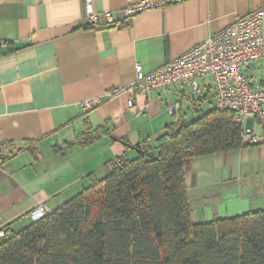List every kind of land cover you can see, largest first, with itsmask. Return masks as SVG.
I'll use <instances>...</instances> for the list:
<instances>
[{
    "label": "crops",
    "instance_id": "1",
    "mask_svg": "<svg viewBox=\"0 0 264 264\" xmlns=\"http://www.w3.org/2000/svg\"><path fill=\"white\" fill-rule=\"evenodd\" d=\"M134 1L93 0L100 16L90 25L85 0H0V230L27 226L37 205L61 206L89 185L91 172L102 178L110 159L136 156L123 139L155 145L189 113L213 107L209 78L192 98L180 87L154 89L129 107L136 65L148 74L236 17L264 11V0H185L131 17L125 8ZM106 11L115 13L113 25ZM96 96L102 101L85 112L83 102ZM170 101L183 107L172 114ZM104 124L107 134L78 142ZM185 180L198 222L261 209L264 143L189 159Z\"/></svg>",
    "mask_w": 264,
    "mask_h": 264
},
{
    "label": "trees",
    "instance_id": "2",
    "mask_svg": "<svg viewBox=\"0 0 264 264\" xmlns=\"http://www.w3.org/2000/svg\"><path fill=\"white\" fill-rule=\"evenodd\" d=\"M206 110L155 145L123 139L137 155L110 159L105 175L91 172L89 185L70 200L22 229L6 230L0 264H264V207L194 219L186 162L258 145L244 141L234 111ZM257 121L264 135V118ZM108 131L98 126L78 142L88 145Z\"/></svg>",
    "mask_w": 264,
    "mask_h": 264
},
{
    "label": "built area",
    "instance_id": "3",
    "mask_svg": "<svg viewBox=\"0 0 264 264\" xmlns=\"http://www.w3.org/2000/svg\"><path fill=\"white\" fill-rule=\"evenodd\" d=\"M185 0H137L129 3L125 12L135 16L154 7H165ZM86 19L90 25L99 21L100 14L95 10L93 0H85ZM103 16L108 24H114L115 13L106 11ZM137 78L128 99L133 107L137 93L149 96L154 89L165 92L172 88H183L188 98L200 90V81L209 78L213 91L214 106L235 112V119L244 127L243 139L249 144L264 143V11L256 9L247 16H238L234 21L198 42L167 63L148 74L143 73L141 63L136 65ZM122 88L105 92L113 96ZM188 98H183L189 100ZM102 98L96 96L83 102L85 112L97 106ZM183 107V101H170L169 112L175 113ZM249 119L255 120L260 132L248 128ZM0 149V156L3 151ZM51 209L46 204L33 207L28 216L39 220ZM8 236L5 229L0 230V241Z\"/></svg>",
    "mask_w": 264,
    "mask_h": 264
},
{
    "label": "rangeland",
    "instance_id": "4",
    "mask_svg": "<svg viewBox=\"0 0 264 264\" xmlns=\"http://www.w3.org/2000/svg\"><path fill=\"white\" fill-rule=\"evenodd\" d=\"M213 107H215V106H213ZM189 114H190V116H189V120H190V121L194 120L195 118H192V117H194V116H193V113L191 112V113H189ZM195 117H196V116H195ZM251 120H253V119H249V122L247 123V125L250 126V127L252 126V121H251ZM261 144H262V143H261ZM105 173H106V172H105ZM105 173H104V175H105ZM29 222H30V221H29Z\"/></svg>",
    "mask_w": 264,
    "mask_h": 264
}]
</instances>
